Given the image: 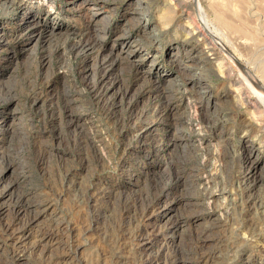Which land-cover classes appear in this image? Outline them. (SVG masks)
Here are the masks:
<instances>
[{"label":"rangeland","instance_id":"obj_1","mask_svg":"<svg viewBox=\"0 0 264 264\" xmlns=\"http://www.w3.org/2000/svg\"><path fill=\"white\" fill-rule=\"evenodd\" d=\"M135 1L0 0V93L8 92L0 94V157L11 146L16 153L10 168L0 162V206L22 193L38 213L23 234L0 238V264H142V248L158 264L174 250L186 264H264V0H139L142 20L130 14ZM86 26L103 55L117 56L107 101L82 71L93 55L49 49ZM239 65L262 96L245 86ZM173 78L166 99L157 86ZM244 146L256 157L250 174ZM8 211L0 219L14 216ZM125 212L135 235L146 233L130 246L112 242ZM42 231L52 239L31 250ZM14 247L25 260L6 258Z\"/></svg>","mask_w":264,"mask_h":264},{"label":"bare ground","instance_id":"obj_2","mask_svg":"<svg viewBox=\"0 0 264 264\" xmlns=\"http://www.w3.org/2000/svg\"><path fill=\"white\" fill-rule=\"evenodd\" d=\"M13 1H15V0H11V2H13ZM17 2V4H19V5H23V4H25V0H16ZM96 1H98V0H96ZM143 4V2H140L139 0H136L134 3H133V5L129 8V10H130V14H133V16H132V18H134V19H138V20H142V16L143 15H145L146 14V8L142 5ZM101 6V5H100ZM94 8V7H93ZM174 9V8H173ZM199 10L198 11H201L200 10V7L198 8ZM84 10V9H83ZM88 10V9H87ZM101 10V9H100ZM98 11V10H97ZM97 11L96 10H91V9H89V13H91V14H96L97 13ZM84 15V14H83ZM202 14H201V12H200V16H201ZM204 15V14H203ZM136 17V18H135ZM198 17V16H197ZM131 18V19H132ZM198 18H200V17H198ZM202 18V17H201ZM30 19V20H29ZM29 19H27V25H29L28 23L29 22H31V20H33L34 19V17L33 16H31V17H29ZM130 19V18H129ZM204 19V18H203ZM205 20V19H204ZM103 21V20H102ZM203 21V20H202ZM201 21V23H204V21L202 22ZM140 22V21H139ZM197 23V22H196ZM34 24H36L35 22H34ZM38 24V23H37ZM204 24H206V23H204ZM204 24H203V26H204ZM199 25V24H198ZM31 26V25H30ZM144 27H147L148 26V23H147V25H146V23H144V25H143ZM152 29H153V27H151ZM206 28V27H205ZM100 29V28H99ZM106 29V28H105ZM105 29L102 31V33H103V37H104V34H105ZM195 29H197V31L195 32V33H198L199 35H204V33L206 34V32L204 31V30H207V29H202V28H199V27H196ZM202 29V30H201ZM209 29V28H208ZM151 30V29H150ZM126 31V30H125ZM204 31V32H203ZM209 31V30H208ZM95 33H97V31H91V29H90V27H88V26H86V28L85 29H83V30H79V31H77V30H72L68 35L69 36H67V37H65V38H63V39H60V40H57L56 42H55V44H54V46H53V44L51 45L50 44V52H57V53H59L60 55H64V52H66V51H76V52H78V53H82L83 55H85V56H92L93 55V57H95V64H94V66H93V68L91 67V69L90 68H88L87 69V67L85 66V67H83L82 68V71H84L85 72V74L86 73H89L88 74V76L90 77V79H89V82H88V79H87V83L88 84H90L91 85V87L93 88V87H95L96 85H98V86H96L97 87V90H95L94 88V90H95V94H96V96L99 98V99H105L106 100V96H107V93H108V88L110 87V86H112L115 82V78L113 79V78H109L108 76L110 75L109 74V70L111 69V67H112V64H113V62L115 61V59H117V56L116 55H109L110 56V58L108 57V56H106V55H103V53L101 52V49H100V47L96 44V39H93V37H94V35L93 34H95ZM101 33V34H102ZM30 35V34H29ZM32 35V34H31ZM113 35V34H112ZM143 35V34H142ZM207 35V34H206ZM93 36V37H92ZM120 36H121V34H120ZM122 36H124V39L125 40H127V42H126V44L128 45L130 42H133V40L132 39H130V37L126 34V33H123V35ZM143 36H145V34L143 35ZM154 36H155V34L154 33H147V37H149V38H154ZM116 37V36H115ZM18 37L16 36V38L15 39H17ZM120 38V37H119ZM146 38V37H145ZM136 39H137V37H136ZM207 39V38H206ZM138 40V39H137ZM214 40H216V39H214ZM208 41V40H207ZM210 42V41H209ZM216 42V41H215ZM214 42V45L216 44V43H218V42H216L215 43ZM207 44H208V42H207ZM100 45V44H99ZM49 46V45H48ZM52 46V47H51ZM126 48V47H125ZM47 50V49H46ZM222 50H224V48L221 46V45H219V43L218 44H216L215 46H213V47H211L210 48V51H213L214 52V54L215 53H220ZM128 51V50H127ZM223 52H225V51H223ZM71 53H73V52H71ZM115 53V52H114ZM50 54V53H49ZM58 54V55H59ZM118 54V53H117ZM195 54H196V52H195ZM224 54H226V53H224ZM48 55V54H47ZM197 55V54H196ZM40 56V55H39ZM185 56L187 57V58H189V59H192V56H193V54L191 53V52H186L185 53ZM40 59V58H39ZM85 60V59H84ZM46 61V60H45ZM120 61V60H119ZM42 62V61H41ZM129 62V61H128ZM235 62V61H234ZM221 63V62H220ZM223 63V62H222ZM202 64V63H201ZM232 64H234V63H232ZM238 65V64H237ZM47 66V65H46ZM223 66V65H222ZM236 66V65H235ZM114 67V66H113ZM239 67H240V69L242 70L241 72H239L238 74L241 76V78H243V83L245 84V86L248 88V89H251V91H253V92H251V94L253 93V94H260L261 95V93H262V91H261V89L259 90L258 89V87H261V86H258V85H260V84H258L257 86H256V84H257V82H255L254 81V79L252 78V76L246 71V70H244V68L242 67V66H240L239 65ZM194 68H196V66L194 65ZM213 69V68H212ZM222 69V68H221ZM79 70V69H78ZM178 70V69H177ZM224 70V69H223ZM129 71V70H128ZM79 72V71H78ZM111 72V71H110ZM182 72V71H181ZM181 72L179 73V72H176V77H179L180 76V74H181ZM45 73V72H44ZM192 74V73H191ZM230 74V73H229ZM42 76V75H41ZM112 76V75H111ZM183 76H185V75H183ZM35 77H36V75H35ZM108 77V78H107ZM86 78H88L87 76H86ZM238 78V77H237ZM109 79V80H108ZM178 79V78H177ZM176 78H173L172 79V81L171 82H169L168 84H161V85H159V86H157V93L159 94V95H163V96H165L164 98H166V99H169V94H171L170 92H171V90H173L172 88L173 87H175V86H177V80ZM108 80V81H107ZM197 80V82H196V85H197V87H198V89H199V91L201 92V93H205V92H207L208 90V87L206 86V82H204V80H202V78H197L196 79ZM240 80V79H239ZM242 80V79H241ZM258 81V80H257ZM240 82V81H239ZM85 83V82H84ZM86 83V84H87ZM27 84V83H26ZM42 84V83H41ZM69 84V83H68ZM240 84V83H239ZM241 84H242V81H241ZM89 85V86H90ZM99 85H101V87L99 86ZM192 85H195V84H192ZM53 86V85H52ZM153 86H155V85H153ZM26 87H27V85H26ZM64 87V86H63ZM244 87V86H243ZM117 88V87H116ZM196 88V87H195ZM64 89V88H63ZM66 89V88H65ZM68 89V88H67ZM239 89V88H238ZM244 89H246V88H244ZM3 90V89H2ZM28 91L30 90L31 92H32V101H34V102H36V101H38V99L40 98L39 97V93L36 91V88H35V85L31 82V84L29 85V89H27ZM178 90V89H177ZM7 91V90H6ZM4 92V90L3 91H1V93L3 94V95H6V94H8V92ZM63 91V90H62ZM116 91V90H115ZM114 91V93L115 94H113V97H115L116 99H117V97L118 96H120L122 93H120V91H116L115 92ZM124 91H127V89L126 90H124ZM176 91V90H175ZM239 91V90H238ZM241 91V90H240ZM244 91V90H243ZM261 92V93H260ZM0 93V94H1ZM151 93V92H150ZM239 93V92H238ZM243 93V92H242ZM246 93V92H245ZM249 93V92H248ZM247 93V94H248ZM42 94V93H41ZM65 94V93H64ZM250 94V95H251ZM56 95V94H55ZM68 95V94H67ZM118 95V96H117ZM124 95V94H123ZM198 95V94H197ZM263 95V94H262ZM261 95V96H262ZM110 96V95H109ZM162 96V97H163ZM244 96V95H243ZM260 96V97H261ZM10 97L11 96H9V97H7L6 98V100H8V99H10ZM242 97V96H241ZM254 97H256V96H254ZM42 98V97H41ZM58 98H60V97H58ZM114 98V99H115ZM200 98V97H199ZM244 98V97H243ZM262 98V97H261ZM260 98V99H261ZM13 99V98H12ZM115 99V100H116ZM246 99V98H245ZM250 99V98H249ZM259 99V100H260ZM264 99V98H263ZM11 100V99H10ZM108 100V99H107ZM106 100V101H107ZM236 101V100H235ZM262 101H264V100H262ZM64 102V101H63ZM100 102V101H99ZM54 103V102H53ZM101 103V102H100ZM119 103V102H118ZM67 104V103H66ZM110 104V103H109ZM168 104H169V102H168ZM167 104V105H168ZM213 104V103H212ZM260 104L261 105H263L262 104V102H260ZM50 105V104H49ZM128 105V104H127ZM166 105V104H165ZM186 105V104H185ZM57 105H55V107H56ZM173 106V105H172ZM30 107V106H29ZM51 108H52V106H51ZM107 108V107H106ZM110 108V107H109ZM187 108V107H186ZM169 109L170 110H173V108H171V107H169ZM191 110V109H190ZM64 111H65V108H64ZM189 111V110H188ZM47 112H49V111H47ZM51 112V111H50ZM59 111H57L56 113L55 112H52V116H56V114L58 113ZM131 112V111H130ZM207 114V113H206ZM212 114V113H211ZM49 115H50V113H49ZM48 115V116H49ZM175 115V114H174ZM60 116V115H59ZM212 116V115H211ZM58 117V116H57ZM61 117V116H60ZM66 117V116H65ZM173 117V116H172ZM43 118V117H42ZM119 118V117H118ZM202 118H203V116H202ZM206 118V117H205ZM67 119V118H66ZM69 119V118H68ZM74 119V118H73ZM172 119V118H171ZM253 119V118H252ZM60 120V119H59ZM174 120V119H173ZM70 121H72V120H70ZM70 121H68V122H70ZM176 121V120H175ZM207 121V120H206ZM247 122V121H246ZM261 122V121H260ZM57 123V122H56ZM55 123V124H56ZM72 123V122H71ZM47 124V123H46ZM66 124V123H65ZM59 125V124H58ZM69 125V124H68ZM62 126V125H61ZM74 126V125H73ZM76 126V125H75ZM59 127V126H58ZM56 128V127H55ZM31 129V128H30ZM55 131V130H54ZM14 132V131H13ZM59 132V131H58ZM80 132V131H79ZM57 133V132H56ZM55 133V134H56ZM84 133V132H83ZM59 136V135H58ZM83 137V136H82ZM87 137V136H86ZM16 139V138H15ZM61 139V138H60ZM94 140V139H93ZM90 142V141H89ZM87 144V143H86ZM12 147V146H11ZM11 147L8 149V150H11V151H6L5 153H3L2 154V156L0 157V162L1 163H3L7 168L9 167H11V166H13V164L15 163V161L16 160H14V155L16 154V153H14L12 150L13 149H11ZM245 147V152L243 153L244 154V157H243V159L245 160L244 161V163L246 164V167H247V169L246 170H248L249 171V173L248 174H250V172H252V169H253V167H254V164H255V159H256V157H254L253 159H252V155L254 154V150L252 149V147L251 146H244ZM184 149V148H183ZM19 154V153H18ZM0 163V164H1ZM170 165V164H169ZM20 167V166H19ZM204 167V166H203ZM242 167H243V165H242ZM16 168V167H15ZM21 168V167H20ZM5 168H1V171L0 172H2L3 170H4ZM243 170V169H242ZM178 171V170H177ZM253 171H254V169H253ZM246 172V171H245ZM1 174V173H0ZM247 174V175H248ZM246 175V176H247ZM179 176V175H178ZM248 178H250V176L248 177ZM160 179V178H159ZM169 179V178H168ZM167 179V180H168ZM256 178H254V180H255ZM156 180V179H155ZM241 180V179H240ZM253 180V181H254ZM157 182V181H156ZM158 182H159V180H158ZM161 182V181H160ZM196 182V181H195ZM212 182V181H211ZM154 184V183H153ZM153 184H152V186H153ZM189 185V184H188ZM151 186V185H150ZM95 187V186H94ZM205 187V186H204ZM6 188V187H5ZM161 188V187H160ZM180 188V187H179ZM153 189V188H152ZM80 190H81V188H80ZM80 190H79V192H80ZM221 190V189H220ZM22 192V191H21ZM78 192V193H79ZM83 192H84V190H83ZM187 192V191H186ZM208 192H209V190H208ZM77 193V194H78ZM81 193V192H80ZM166 193V192H165ZM185 193V192H184ZM15 195V194H14ZM149 195V194H148ZM167 195V194H166ZM186 195H187V193H186ZM206 195V194H205ZM208 195V197H211L212 196V193H210V194H207ZM0 196H1V193H0ZM81 196V195H80ZM134 196V195H133ZM140 197V196H139ZM181 198H182V196H180ZM179 197V198H180ZM189 197V196H188ZM261 197V196H260ZM127 198V197H126ZM126 198H125V200H126ZM86 199H88V198H86ZM137 199V200H136ZM135 200H134V202H137L138 201V198H136ZM144 199H145V197H144ZM183 199V198H182ZM181 199V200H182ZM129 200V199H128ZM141 200H143V199H141ZM150 200V199H149ZM91 201V200H90ZM180 201V200H179ZM183 201V200H182ZM89 202V201H88ZM122 202H124V201H122ZM147 202V201H146ZM260 202V201H259ZM132 203H133V201H132ZM193 203V202H192ZM2 203L0 202V205H1ZM3 204H4V202H3ZM2 204V205H3ZM38 204V203H37ZM141 205H142V202H141ZM144 205V204H143ZM146 205H148V203L146 204ZM33 206V202L32 201H30V199L28 198V197H26V195H24V194H22V193H18V194H16L14 197H12L11 196V199H10V201L2 208L1 206H0V212L2 211V210H9L7 213L9 214L10 212H12L13 214H14V216H12L11 218H9V220H7V221H5V220H2L3 218H1L0 219V238H3V237H6V238H9V237H13L17 232H19L20 234H23V231L25 230V228H27L28 226L30 227L31 226V224H30V222H33V221H35V219H36V217H38V213L36 212V210L34 211V209H32V210H29V209H31V207ZM128 206V205H127ZM123 207V206H122ZM131 207H133V206H131ZM139 207V206H138ZM142 207V206H141ZM148 206H146V208H147ZM92 208V207H91ZM130 208V207H129ZM123 210V209H122ZM128 210V209H127ZM133 210V209H132ZM134 210H135V208H134ZM140 210V209H139ZM23 212V214L25 213V215L26 216H28V218H27V220L26 221H24V220H22L21 218H20V215H19V213H22ZM139 212V211H138ZM195 212V211H194ZM198 213H199V211H198ZM197 213V214H198ZM11 214V213H10ZM125 214H127V212H125L124 214H123V216H122V224L120 223L119 224V226L117 227V232H116V238H115V236H114V238H113V240H112V242H114V244H123V245H128V246H130V245H132L137 239H140V237H143L146 233H145V231H143V232H141L140 234H138V235H135V233H134V231H133V229H132V227H131V223H130V221L128 220L127 221V217L125 216ZM138 215V214H137ZM23 216V215H22ZM134 216V215H133ZM95 217V216H94ZM23 218V217H22ZM25 218V217H24ZM121 218V217H120ZM119 218V219H120ZM7 219V218H6ZM217 219V218H216ZM25 222L24 224L22 223V222ZM177 221V220H176ZM19 223H22V225L21 226H19L18 225V227H16V225L17 224H19ZM56 223H57V221H53V224L54 225H56ZM134 223V222H133ZM173 223H175L174 221H173ZM213 223V222H212ZM172 224V223H171ZM176 224V223H175ZM217 225V224H216ZM58 226V225H57ZM16 227V228H15ZM56 228V227H55ZM116 228V227H115ZM52 229H54V228H52ZM251 231V230H250ZM211 232V231H210ZM249 232V231H248ZM51 233H49V232H45V231H42V233H41V236L42 237H39V241H37V242H35L30 248H31V250L32 249H39L40 248V241L41 240H43V238L44 239H52L51 238V235H50ZM149 234V233H148ZM196 234V233H195ZM197 234H198V232H197ZM196 234V235H197ZM205 234V233H204ZM207 235V234H206ZM198 236V235H197ZM208 236H209V234H208ZM195 237V236H194ZM204 237V236H203ZM202 238V237H201ZM205 239H206V237H205ZM217 239V238H216ZM207 240V239H206ZM209 240V239H208ZM207 240V241H208ZM211 241V240H210ZM195 242V241H194ZM200 243V242H199ZM108 244H109V242H108ZM210 243H209V241H208V245H209ZM111 245V244H110ZM118 245H117V247H118ZM211 245V244H210ZM202 246V245H201ZM110 247V246H109ZM111 247H113V245L111 246ZM122 247V246H121ZM181 247V246H180ZM249 247V246H248ZM200 248H202V247H200ZM204 248V247H203ZM210 248V247H209ZM208 248V249H209ZM206 249V248H205ZM222 249V248H221ZM18 248L17 247H14L13 249H12V251H10L9 253H7V255H6V258L7 259H11V260H13V259H15V258H18V259H20V258H22V260H25V258H26V255L24 254V252H23V250L24 249H21V250H18ZM188 250V249H187ZM255 250V249H254ZM213 251V250H212ZM141 253H140V256H139V260H140V262L142 263V264H158L159 262H160V258H159V256L158 255H156V254H153V253H147V250H145V248H142L141 249V251H140ZM203 252V251H202ZM208 252H210V251H208ZM20 253V254H19ZM39 253V252H38ZM40 254V253H39ZM199 254V253H198ZM205 254L206 253H203V257H205ZM208 254V253H207ZM210 254V253H209ZM217 254V253H216ZM186 255V254H185ZM212 256V255H211ZM202 257V258H203ZM214 257V256H213ZM5 258V259H6ZM260 258V257H259ZM246 260V259H245ZM65 260H64V257H57V258H54V259H52L51 261H47V262H44L43 264H64L65 262H64ZM186 259H185V257H184V253H182L180 250H174V251H172V253H170L169 255H167L164 259H163V264H186ZM189 262V261H188ZM245 262V261H244ZM254 262V261H253ZM6 263V262H5ZM162 263V262H161ZM258 263V262H257Z\"/></svg>","mask_w":264,"mask_h":264}]
</instances>
